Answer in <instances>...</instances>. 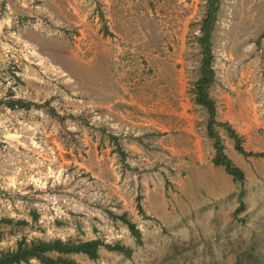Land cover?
<instances>
[{
    "label": "rangeland",
    "instance_id": "1",
    "mask_svg": "<svg viewBox=\"0 0 264 264\" xmlns=\"http://www.w3.org/2000/svg\"><path fill=\"white\" fill-rule=\"evenodd\" d=\"M206 3L0 0V13L11 11L0 19V218L11 219L0 226V251L22 238H99L128 246L131 254L101 245L95 259L70 258L78 264H264L261 159L250 155L239 164L246 178L240 209L235 183L230 195L202 196L191 205L184 193L194 181L187 176L219 177L224 168L193 163L157 142L176 135L183 149L193 132L207 134L208 113L189 90L199 74ZM211 47L209 93L217 119L227 122L238 88L264 92V0H220ZM9 99L38 106L10 107ZM246 122L253 132L244 136ZM233 125L245 149L264 151V118L256 107ZM215 130L225 143V130ZM123 213L140 230L141 243Z\"/></svg>",
    "mask_w": 264,
    "mask_h": 264
},
{
    "label": "trees",
    "instance_id": "2",
    "mask_svg": "<svg viewBox=\"0 0 264 264\" xmlns=\"http://www.w3.org/2000/svg\"><path fill=\"white\" fill-rule=\"evenodd\" d=\"M219 2L220 0H207L206 10L201 19L199 29L200 35L197 38L202 53L199 74L191 83L189 90L192 94V101L205 108L208 113L207 135L213 139V148L215 149V154L211 161L214 166H222L225 172L232 177L234 183L239 186L236 198L239 204L237 209H240L243 207V195L246 182L245 174L242 168L236 165L225 153L224 144L220 134L215 130V126H220L226 131L227 135L234 141L235 150L243 156L251 155L264 158V151H247L244 149L242 145V136L228 122L219 121L217 119L215 100L209 93L210 87L215 81V71L212 66L213 53L211 37ZM6 102L10 107L19 106L29 108L31 105L38 106L24 99H9ZM50 110L53 111L51 107ZM124 154L125 153L120 149V155L123 157ZM137 209L139 212L143 211L139 202L137 203ZM119 217L126 223L130 232L135 237L136 242L141 243V232L135 223L128 220L125 213ZM9 222H11L10 218H0V226L2 223ZM1 236L2 230L0 228V237ZM101 245L109 249L117 250L128 256L132 251L130 247L124 246L118 242L106 244L99 238L90 240H63L61 238L26 240L22 238L17 242L14 248L0 251V264L26 263L32 258L39 260L42 264H78L70 258L71 254L83 253L89 258L95 259L98 256V249Z\"/></svg>",
    "mask_w": 264,
    "mask_h": 264
},
{
    "label": "crops",
    "instance_id": "3",
    "mask_svg": "<svg viewBox=\"0 0 264 264\" xmlns=\"http://www.w3.org/2000/svg\"><path fill=\"white\" fill-rule=\"evenodd\" d=\"M10 13H11L10 9L8 11L4 10L3 14L0 13V19H1V15H9ZM242 83L246 84V81H241V84ZM238 89H239L238 90L239 92L234 97V99L232 100L229 99L228 101V104H230L232 107H229L227 111H230V112L232 111L231 113L233 115L226 116L223 118L229 124L231 123L232 125L231 124L230 125L232 127L234 126L233 122H236V121L239 122V119H243V118L248 119V117L250 116V113L253 111V107H254V113H255V103H254L255 93L254 91L252 90V92L251 91L249 92L247 90L248 88H246L245 85H244V88H238ZM246 124L248 123L246 122ZM250 126L252 125L249 122L246 129H243L242 131L245 133H240V134H243L244 136H246L245 134L247 132L248 134H251L253 132L252 131L253 127H250ZM180 128L181 130H183L182 127ZM233 128L235 129V127ZM188 131L191 132L192 131L191 128ZM175 138H176V135L165 134V135H161L158 138L157 142L159 143V146L162 149L169 150L171 154H178V152L181 150V154L183 152L186 153L187 156L192 159L193 163H199L200 165H203L204 163H206L208 168L210 167L212 168V166H214L211 160L215 154V149L213 148L211 139H209L208 135L206 134V130H204V132H200V134L193 132V136L191 138L190 137L188 138L190 140L187 139L184 142L183 149L182 148L178 149L176 147L177 145L175 143ZM223 144L225 147L224 149L225 153L232 160L234 159L233 161L238 163V166L242 168V166L239 164H242V161H244L243 157H246V156H243L237 150H235L233 139L228 136L226 142ZM245 150L252 151L251 149L249 150L245 149ZM249 156H247V158H249ZM259 158L261 159V164H264V158L263 157H259ZM207 162L209 163L207 164ZM214 167L220 168L222 166H214ZM187 179L188 181H190V179L194 181L193 186H192L193 189L191 192L192 195L189 192V189H186V188H185V193H184V196L189 199L188 201L190 202L191 205L198 204V202L201 201L202 196L206 198H210V199H220L222 197L230 195L234 189L233 187L234 181L232 180V177L226 172L225 174L219 173V177H208V179H204L201 177L198 178V177H195V174H193L191 176H187ZM187 194L189 196H187Z\"/></svg>",
    "mask_w": 264,
    "mask_h": 264
},
{
    "label": "built area",
    "instance_id": "4",
    "mask_svg": "<svg viewBox=\"0 0 264 264\" xmlns=\"http://www.w3.org/2000/svg\"><path fill=\"white\" fill-rule=\"evenodd\" d=\"M255 98L256 114L258 115V117L264 118V92H256Z\"/></svg>",
    "mask_w": 264,
    "mask_h": 264
}]
</instances>
